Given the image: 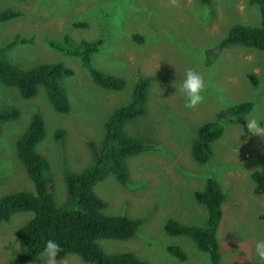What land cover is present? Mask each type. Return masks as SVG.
I'll list each match as a JSON object with an SVG mask.
<instances>
[{"label": "rangeland", "instance_id": "rangeland-1", "mask_svg": "<svg viewBox=\"0 0 264 264\" xmlns=\"http://www.w3.org/2000/svg\"><path fill=\"white\" fill-rule=\"evenodd\" d=\"M19 12L0 23V45L15 36L27 39L6 50V58L27 68L61 61L72 69L60 84L69 110L53 109L45 92L22 98L17 89L0 84V108L15 106L20 114L0 129V196L16 190H33L32 181L15 153L16 134L25 130L34 110L45 122L37 149L49 164L54 198L64 199V172H79L91 163L88 142L99 144L104 122L111 110L128 102L138 75L150 77L144 115L125 123L127 133L149 143L145 151L128 160L129 179L121 184L111 175L96 182L95 193L105 200V213L140 217L136 233L126 240H98L107 253L132 251L154 264H210L208 253L197 248L188 235H168L164 223L172 217L186 225H202L205 207L196 201L195 190L207 177L216 179L225 199L216 230L220 264H252L253 246L264 236V193L255 191L251 178L261 168L264 135L252 133L247 120L264 128V52L242 45L218 46L233 23L258 25L257 4L248 0H0V10ZM100 37L101 48L91 64L102 72L125 78L120 90L97 86L80 57L49 44ZM139 36L141 40L137 38ZM188 68L205 80L204 99L195 107L183 104L179 85ZM176 86V90L175 87ZM252 102L244 115L227 109L239 101ZM206 120L222 124L204 163L190 153L195 127ZM65 134L57 140L55 130ZM21 131V132H22ZM30 212L15 213L0 224V264L20 250L14 229ZM178 245L185 253L178 259L168 250ZM28 264H46L42 255ZM57 264H86L76 254H66Z\"/></svg>", "mask_w": 264, "mask_h": 264}, {"label": "trees", "instance_id": "trees-1", "mask_svg": "<svg viewBox=\"0 0 264 264\" xmlns=\"http://www.w3.org/2000/svg\"><path fill=\"white\" fill-rule=\"evenodd\" d=\"M200 1L205 5L211 3V0ZM248 1L258 6L259 24H231L218 46L242 45L264 52V0ZM18 13L11 8L0 10V23L12 19ZM137 38L141 40L139 36ZM26 40L15 36L6 44L0 45V84L16 88L22 98L35 96L41 86L54 110L68 112L69 100L60 79L64 75H70L72 69L61 61L43 62L23 68L6 58V50ZM63 43L71 47L70 51L67 50L68 53L80 57L97 86L107 90H120L124 87V77L102 72L91 64V55L102 46L100 37L72 42L68 36H64L62 43L49 40L50 45L66 50L62 48ZM149 82V76L138 75L128 102L114 107L105 120L99 144L88 142L91 163L79 172H64L66 191L61 202L54 198L51 182L47 178L48 160L37 149V143L43 139L45 133L44 118L38 110L31 113L25 130L21 129L16 134L15 153L34 189L16 190L0 196V224L8 221L15 213L30 212L31 215L14 229V235L21 244L20 250L5 264L30 263L41 255L47 239H53L60 245L57 259L72 253L78 255L86 264H154L132 251L107 253L100 247L98 240L101 238L130 239L142 219L105 213L103 209L106 202L93 189L96 182L108 175L125 184L129 179L127 160L149 148L148 142L145 143L144 139L125 130L127 121L146 112ZM252 104L246 100L239 101L230 105L227 111L232 115H244L251 109ZM19 114L20 111L15 106L0 108V129L3 122L16 119ZM222 129V124L216 120H206L195 127L194 136L190 140V153L196 162L207 161L212 153L213 142L221 136ZM64 134L63 128L55 130L57 140ZM251 178L255 182V191L264 193V157L261 168L254 170ZM194 197L206 209L204 224L186 225L169 217L164 223V231L173 236L188 235L199 250L208 253L210 264H220V244L216 230L222 216L221 204L225 194L216 179L209 176L204 186L195 190ZM168 250L180 260L186 258L178 245H170Z\"/></svg>", "mask_w": 264, "mask_h": 264}, {"label": "clouds", "instance_id": "clouds-1", "mask_svg": "<svg viewBox=\"0 0 264 264\" xmlns=\"http://www.w3.org/2000/svg\"><path fill=\"white\" fill-rule=\"evenodd\" d=\"M205 86V80L199 71L193 68L186 69L179 85V92L183 95L184 106L192 108L201 103L204 99L203 90ZM174 87L176 90L175 85ZM246 127L252 130V133L264 135V128L259 127L255 119L247 120ZM59 251L60 245L53 239H47L44 242L41 255L46 258V264H57ZM251 261L252 264H264V236L256 238Z\"/></svg>", "mask_w": 264, "mask_h": 264}]
</instances>
